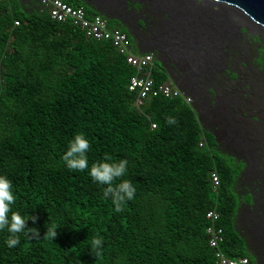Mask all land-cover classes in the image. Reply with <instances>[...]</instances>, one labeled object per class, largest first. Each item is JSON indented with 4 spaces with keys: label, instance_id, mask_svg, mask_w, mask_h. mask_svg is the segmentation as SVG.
<instances>
[{
    "label": "trees",
    "instance_id": "1",
    "mask_svg": "<svg viewBox=\"0 0 264 264\" xmlns=\"http://www.w3.org/2000/svg\"><path fill=\"white\" fill-rule=\"evenodd\" d=\"M135 73L111 41L91 39L41 8L0 1V176L16 198L9 217L28 221L16 247L0 231V264H217L207 231L212 209L221 213V249L250 256L236 226L244 163L221 152L183 97H152L138 109L129 90ZM153 77L170 79L157 60ZM76 134L91 145L83 172L62 160ZM106 154L128 161L114 185L129 180L136 189L120 212L103 195L107 185L89 174ZM46 224L56 237H45ZM93 238L102 240L96 252Z\"/></svg>",
    "mask_w": 264,
    "mask_h": 264
},
{
    "label": "rangeland",
    "instance_id": "2",
    "mask_svg": "<svg viewBox=\"0 0 264 264\" xmlns=\"http://www.w3.org/2000/svg\"><path fill=\"white\" fill-rule=\"evenodd\" d=\"M150 2H153V5L147 3L146 9L151 6L155 9L160 8L162 12L166 9L157 20L167 21L171 26L167 34H173L172 28L186 24L179 4L165 8L155 0ZM188 2L185 11L194 15L191 28H196V14L199 13L214 17L219 22L218 27H207L199 33L184 31L171 36L170 39L173 41L170 43L158 36L157 29L160 28L158 25L152 27L149 24L148 29L142 30L141 38L134 36L129 28L124 29L140 46L141 52L154 53L155 58H158L161 65L167 69L170 75L169 81L173 85L194 97V104L191 105L197 111L198 119L205 131L217 135L219 142L223 136L228 137L235 150L228 151L222 148L221 152L235 156L238 161L246 162L244 163L246 179L238 184L237 194L242 202L251 203V195L247 197L245 195L255 182L248 179L249 176L262 184L260 190L264 193V29L254 27L247 21L237 22V19L230 14V10L221 5L204 6L205 0H188ZM80 4L86 5L84 2ZM108 20L112 25L117 24L114 19L108 18ZM141 22L144 23V20ZM179 36L181 41L176 40ZM197 37L205 38L210 48H218L222 53L218 62H202L204 67L202 79L194 75L182 52L177 51L180 47L190 49V43ZM186 52L188 53L189 50ZM210 109L215 115V125L209 124L199 116V113ZM243 203L240 213V203L237 208L236 226L244 232L247 253L257 264L251 241L252 233L242 227ZM262 205L264 206V203ZM261 214L259 210L254 215L259 221L255 219L252 227L259 237L264 236V219L261 220L263 218Z\"/></svg>",
    "mask_w": 264,
    "mask_h": 264
},
{
    "label": "built area",
    "instance_id": "3",
    "mask_svg": "<svg viewBox=\"0 0 264 264\" xmlns=\"http://www.w3.org/2000/svg\"><path fill=\"white\" fill-rule=\"evenodd\" d=\"M5 1V0H0ZM40 8L49 12L51 18L58 22L71 21L82 28L87 37L96 41H111L117 51L124 55L128 64L136 69L130 78L129 90L136 93L135 106L142 109L146 101L152 97L164 96L167 98L183 97L189 104H194V97L173 85L170 81L157 84L153 77L155 55L153 52H141L140 46L132 42L127 32L119 26H111L109 20L100 13H88L83 6H73L65 0H39ZM19 24V21H16ZM156 127L155 124L152 125ZM204 146V141L200 143ZM212 183L218 189L221 181L218 172H213ZM221 213L217 209L207 212L210 221L208 233L209 244L215 249L217 264H255L250 256L231 257L221 249L224 242L223 228L218 225Z\"/></svg>",
    "mask_w": 264,
    "mask_h": 264
},
{
    "label": "clouds",
    "instance_id": "4",
    "mask_svg": "<svg viewBox=\"0 0 264 264\" xmlns=\"http://www.w3.org/2000/svg\"><path fill=\"white\" fill-rule=\"evenodd\" d=\"M91 145L89 141L82 134H76L73 140L69 143L68 150L62 156L66 167L72 171L83 172L88 169V161L86 153L89 151ZM112 157L105 155V162L93 164L90 168L89 174L94 182L101 185H107L104 189L103 195L105 198L112 197V202L115 205V210L120 212L123 210L122 205L127 200H132L135 196L136 189L133 187L132 182L124 180L119 184L114 185V181L124 176L127 173V160H119L118 162H110ZM12 182L6 176H0V231L7 229L9 238L6 243L8 247H16L19 243L17 237L18 233H21L27 229V222L20 215L11 212V206L15 204V195L13 193ZM35 222L37 217L31 216L29 220ZM47 232L45 237L49 234L52 237L57 236V229L49 228L48 224L45 225ZM31 233L39 237L40 233L38 229H29ZM102 246V240L99 238H93L91 250L96 252Z\"/></svg>",
    "mask_w": 264,
    "mask_h": 264
},
{
    "label": "flooded vegetation",
    "instance_id": "5",
    "mask_svg": "<svg viewBox=\"0 0 264 264\" xmlns=\"http://www.w3.org/2000/svg\"><path fill=\"white\" fill-rule=\"evenodd\" d=\"M151 3V0H133V7H132V11L136 12L138 10V7H142L143 3ZM153 1V0H152ZM157 1L158 4H162L164 5L165 8L170 7L169 6V0H155ZM153 3V2H152ZM151 3V5H153ZM183 5V4H180ZM166 9L163 10V12ZM163 12L161 11L160 8L156 9L151 6L148 7L146 9V13H145V21L147 23H150L153 26H160L159 29H157L158 31V36L162 37V39L167 40L169 43L172 42L173 40L170 39L171 36H176L177 34H181L182 32H184V25L180 24L179 27H174L173 29V34H167L170 32L171 26L168 24L167 21H158L157 18H161V15H163ZM161 13V14H160ZM185 20V19H184ZM182 19V21H184ZM186 23V22H185ZM166 35H168L169 37H167ZM139 38L142 37V34L140 32H135V35ZM177 41H181V36H179L177 39ZM193 41L190 43L191 48L187 49V48H183L180 47L177 49L178 52H182L183 56L186 58L187 63L189 65V67L192 69L194 75H197L198 78L202 79L203 78V73H204V67H202L204 61H212V62H218L221 57H222V53L218 48L212 47L210 48V44H201V45H197V46H193ZM189 50V52L187 53L186 51ZM157 61H160L158 58H156ZM199 116H201L202 118H204L209 124H213L215 125V115L214 113L210 110H204L201 114L199 113ZM217 136V135H216ZM218 140V137H216ZM219 146L221 148H223L224 150H228V151H233L235 150V148L232 146V144L230 143L228 137H222L221 142H219ZM246 163V162H244ZM246 170V168H245ZM248 179L254 180V177H248ZM252 200H251V204L253 206H261L262 203H264V193L261 190H258L256 193H252L251 194ZM256 220L258 219L257 217L255 218ZM255 221V220H254ZM259 220H257L258 222ZM251 241L254 245V249H255V255L257 258V264H264V236L263 237H259L256 234L251 236Z\"/></svg>",
    "mask_w": 264,
    "mask_h": 264
},
{
    "label": "crops",
    "instance_id": "6",
    "mask_svg": "<svg viewBox=\"0 0 264 264\" xmlns=\"http://www.w3.org/2000/svg\"><path fill=\"white\" fill-rule=\"evenodd\" d=\"M16 3H18L23 9L31 11L33 9L40 8V1L39 0H14ZM79 4L81 2H84L87 6H91L93 9V12L100 13L107 19H114L117 21V24H110L111 26H119L121 29H124L125 27L129 28V30L132 32L133 35H135V32L142 33V30L148 29V25L150 23H147L145 21V9L147 3L142 2V7H138V10L136 12L132 11L133 7V0H95L93 3H91L89 0H78ZM140 1V0H139ZM144 20V23L141 21ZM110 23V22H109ZM137 44V42L135 41ZM138 45V44H137ZM216 134V133H215ZM217 137V136H216ZM255 185L251 188V190L246 193V197L248 195H251L252 193H256L260 188H262V184L258 182V180L254 179ZM244 202V201H243ZM242 201L240 202V211L242 209ZM261 210L263 218L264 219V206H253L251 203H243V214L241 215V219L243 221V228H246L252 233V235H255V231L252 229L254 224V215ZM238 214V213H237ZM238 216V215H237ZM259 216V214H258ZM237 219V217H236ZM264 221V220H263ZM244 233V232H243ZM244 235V234H243Z\"/></svg>",
    "mask_w": 264,
    "mask_h": 264
},
{
    "label": "water",
    "instance_id": "7",
    "mask_svg": "<svg viewBox=\"0 0 264 264\" xmlns=\"http://www.w3.org/2000/svg\"><path fill=\"white\" fill-rule=\"evenodd\" d=\"M95 0H89L90 5ZM181 2L185 3L186 6L189 5L188 0H169L171 6H175ZM206 3L213 7L214 5H222L230 7L234 12H236L242 19L249 22L254 27H259L264 29V0H205ZM175 2V3H174ZM174 3V4H173ZM173 6V7H174ZM187 29V28H185ZM186 32H189L185 30ZM243 31V30H241ZM193 46L206 44V39H197L193 41Z\"/></svg>",
    "mask_w": 264,
    "mask_h": 264
},
{
    "label": "bare ground",
    "instance_id": "8",
    "mask_svg": "<svg viewBox=\"0 0 264 264\" xmlns=\"http://www.w3.org/2000/svg\"><path fill=\"white\" fill-rule=\"evenodd\" d=\"M175 3V2H174ZM173 3V4H174ZM180 4H183V5H185V6H183V5H180ZM169 5H170V2H169ZM179 8L181 9V12H183L182 13V17H183V19H185L186 20V24L184 25V27L185 28H187V29H185L184 28V30H187V31H189V32H193V33H199L200 31H203V29L204 28H207V27H218V25H219V22L216 20V19H214V17L212 18V17H207L206 15H204L203 13H199V14H196V20H197V23H196V25H195V29L194 28H191L192 27V22H193V14H191L190 12H188V11H185L186 10V4L185 3H183V2H181L180 1V3H179ZM204 6H209L207 3H206V1H205V5ZM222 6V5H221ZM222 7H224V8H226V9H228V10H230V14L231 15H233L237 20V22H243V21H245L244 19H242L241 17L239 18L238 16V14L236 13V12H232L233 10L230 8V7H227V6H222ZM232 10V11H231ZM190 24H191V27H190ZM194 26V25H193ZM196 35V34H195ZM212 42V41H211Z\"/></svg>",
    "mask_w": 264,
    "mask_h": 264
}]
</instances>
